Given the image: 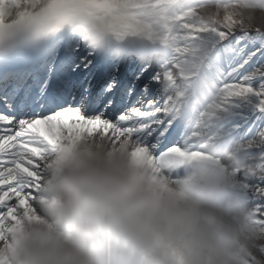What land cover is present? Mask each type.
Returning <instances> with one entry per match:
<instances>
[{
	"label": "snow or ice",
	"instance_id": "1",
	"mask_svg": "<svg viewBox=\"0 0 264 264\" xmlns=\"http://www.w3.org/2000/svg\"><path fill=\"white\" fill-rule=\"evenodd\" d=\"M126 62L142 65L134 81L152 69L162 107L112 119L113 100L74 106L97 71ZM117 86L110 77L101 96ZM72 134L131 137L169 176L235 149L239 187L264 222V0H0V242L32 218L43 162Z\"/></svg>",
	"mask_w": 264,
	"mask_h": 264
},
{
	"label": "clouds",
	"instance_id": "2",
	"mask_svg": "<svg viewBox=\"0 0 264 264\" xmlns=\"http://www.w3.org/2000/svg\"><path fill=\"white\" fill-rule=\"evenodd\" d=\"M239 161L216 148L169 176L131 137L66 135L43 162L36 212L0 242V264H264Z\"/></svg>",
	"mask_w": 264,
	"mask_h": 264
},
{
	"label": "bare ground",
	"instance_id": "3",
	"mask_svg": "<svg viewBox=\"0 0 264 264\" xmlns=\"http://www.w3.org/2000/svg\"><path fill=\"white\" fill-rule=\"evenodd\" d=\"M125 84H126V81L122 80L120 89L119 90H114V92H113L114 94L117 93V95H118V103L121 102V97H122V93H123V87L125 86ZM180 174H181V172H180Z\"/></svg>",
	"mask_w": 264,
	"mask_h": 264
},
{
	"label": "rangeland",
	"instance_id": "4",
	"mask_svg": "<svg viewBox=\"0 0 264 264\" xmlns=\"http://www.w3.org/2000/svg\"><path fill=\"white\" fill-rule=\"evenodd\" d=\"M150 77H151V75H150ZM150 77H149V78H150ZM157 95H159V91H156V92H155V98H154V101H153V102L156 103V104H158L157 101L160 99V97H159V98L156 100V96H157ZM163 103H164V101H163ZM157 106H159V105H157ZM159 107H162V106L160 105Z\"/></svg>",
	"mask_w": 264,
	"mask_h": 264
}]
</instances>
